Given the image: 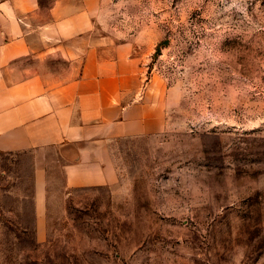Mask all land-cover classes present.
I'll list each match as a JSON object with an SVG mask.
<instances>
[{
    "label": "rangeland",
    "instance_id": "374dc122",
    "mask_svg": "<svg viewBox=\"0 0 264 264\" xmlns=\"http://www.w3.org/2000/svg\"><path fill=\"white\" fill-rule=\"evenodd\" d=\"M176 105L68 189L55 149L0 154V264H264V0H103ZM45 185L37 222L36 171Z\"/></svg>",
    "mask_w": 264,
    "mask_h": 264
},
{
    "label": "crops",
    "instance_id": "0c3cea01",
    "mask_svg": "<svg viewBox=\"0 0 264 264\" xmlns=\"http://www.w3.org/2000/svg\"><path fill=\"white\" fill-rule=\"evenodd\" d=\"M102 2L0 0V154L55 149L68 189L110 185L107 145L162 134L177 103L147 79V57L107 30Z\"/></svg>",
    "mask_w": 264,
    "mask_h": 264
}]
</instances>
